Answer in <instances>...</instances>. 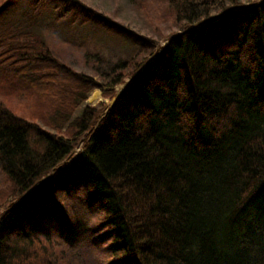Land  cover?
Returning <instances> with one entry per match:
<instances>
[{
  "label": "trees",
  "instance_id": "16d2710c",
  "mask_svg": "<svg viewBox=\"0 0 264 264\" xmlns=\"http://www.w3.org/2000/svg\"><path fill=\"white\" fill-rule=\"evenodd\" d=\"M167 5L180 32L150 61L157 42L82 0H0V264H69L49 234L73 240L86 181L107 264H264V0ZM46 15L143 50L99 83L49 40Z\"/></svg>",
  "mask_w": 264,
  "mask_h": 264
},
{
  "label": "rangeland",
  "instance_id": "374dc122",
  "mask_svg": "<svg viewBox=\"0 0 264 264\" xmlns=\"http://www.w3.org/2000/svg\"><path fill=\"white\" fill-rule=\"evenodd\" d=\"M90 7L107 13L117 23L127 25L141 36L151 38L156 43L155 47L148 50L144 54V60H153V56L160 51V48L167 42V37L172 33H179L177 22L173 20L172 13L168 11L167 0H82ZM252 1V0H248ZM25 3V1L23 2ZM41 28L51 42L62 46V48L71 58L70 63L73 67L85 76L94 75V80L101 83V78L105 76L111 67L117 63L127 61L129 57L137 52L142 51L140 45L128 43L106 35L104 32L91 29L89 26L81 27L72 25L71 23H58L46 15L41 21ZM98 53L97 59H85L86 52ZM87 58V57H86ZM105 60V61H104ZM129 81L125 79V83L117 86L114 89L116 95L113 100L111 98L104 99V94L112 89L107 90V87L93 89L87 95V100L81 104L72 114L71 120L80 117L87 106L98 105L100 103L112 104L118 94L121 93L124 85ZM98 91L99 98L91 100L92 93ZM64 127L63 131H65ZM89 138V135L83 137L75 152V155L80 154L84 148V142ZM72 159H68L70 162ZM60 166L62 169L67 168L65 162ZM64 164V165H63ZM63 165V166H62ZM56 172V173H58ZM87 181L81 190L76 192V195L71 199V213L79 224L78 232L72 241L61 238L57 233L58 224L54 223L51 227L49 238L55 244V251L63 250L67 263L71 264H107L104 250L106 244H102V239L99 237L100 229L93 213L86 206L85 198L88 196V191L85 190ZM4 186L3 175L0 172V188ZM4 189V188H3ZM11 198L8 199L10 202ZM8 205H3L0 201V217L5 213ZM26 210L19 214L12 213L9 221L18 223V215H23Z\"/></svg>",
  "mask_w": 264,
  "mask_h": 264
},
{
  "label": "bare ground",
  "instance_id": "6f19581e",
  "mask_svg": "<svg viewBox=\"0 0 264 264\" xmlns=\"http://www.w3.org/2000/svg\"><path fill=\"white\" fill-rule=\"evenodd\" d=\"M99 98V93H98V91H96V92H94V93H92V95H91V100H97Z\"/></svg>",
  "mask_w": 264,
  "mask_h": 264
}]
</instances>
